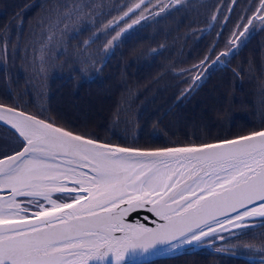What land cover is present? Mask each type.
Segmentation results:
<instances>
[{"label": "snow or ice", "instance_id": "snow-or-ice-1", "mask_svg": "<svg viewBox=\"0 0 264 264\" xmlns=\"http://www.w3.org/2000/svg\"><path fill=\"white\" fill-rule=\"evenodd\" d=\"M181 2L134 0L103 24L115 31L105 51L148 19L145 13L158 16ZM80 8L58 12L41 59L45 48L63 39L74 13L83 19ZM256 21L264 27V0L246 22L241 18L228 43ZM211 51L192 67L206 70ZM232 51H221L212 63ZM201 75L192 73L193 83ZM0 122L22 141L19 150L0 158V192L9 193L0 195V264H125L159 248L223 239L222 232L264 217V129L215 143L139 148L101 142L6 104H0ZM142 210L163 223L150 228L127 222Z\"/></svg>", "mask_w": 264, "mask_h": 264}, {"label": "trees", "instance_id": "trees-1", "mask_svg": "<svg viewBox=\"0 0 264 264\" xmlns=\"http://www.w3.org/2000/svg\"><path fill=\"white\" fill-rule=\"evenodd\" d=\"M230 1L182 0L181 4L170 5L158 16L145 13L148 19L123 33L120 39L114 42L113 47L105 51L104 45L115 35V31L103 30V24L126 11L134 0H0V83L4 78L7 79V86L0 84V103L17 108L21 99L19 95L23 98L25 92L26 97L31 98L29 96L36 88L32 84L25 86L22 82L23 77H31L29 73L25 75L24 71L20 72L22 54H25L29 62L30 54L36 53L40 44L38 40L45 44L49 26L56 22L58 12L62 13L67 8H74L79 4L83 19L77 21L74 13L73 22L69 24L63 39L53 41L46 49L50 56L47 59L52 58L51 53L55 54L49 63L50 68H47L54 75L49 82L50 91L61 89L57 86L56 90H53L52 85L56 84V81H64L60 83L63 86L69 85L67 91L61 94L48 93L52 100L48 104L50 112L46 119H52L60 126L101 142L139 148L200 145L264 129V124L254 120L251 112L242 119L237 112H232V109L237 111L239 97L245 96L249 89L247 80L234 75L232 66L239 67L242 55H250L252 52L258 55L260 62L264 60V27H261L258 21L254 22L245 36L240 38L238 46L225 57V62L213 64V59L209 56L204 66L206 70L200 69L201 79L195 83L190 73L198 69L192 66L198 64L205 56L191 57L187 50H180L181 34L174 30H189L188 37L192 41L190 50H195L198 46H211L212 43H204L208 37L203 35L210 30L208 26L211 23L206 17L212 18L214 14H219L222 23L228 20L225 28L232 25L236 27L231 19L232 15L228 19L224 13ZM254 2L255 0H250L249 3ZM147 6L151 8V4ZM249 9V6L239 8L240 22L242 17L246 21L252 16ZM158 10L159 6L151 8L152 12ZM186 12L193 16L190 17ZM199 12L203 17L197 15ZM176 13L184 15L183 21L189 19L194 24L189 23L190 28L180 26L176 22ZM136 15L137 13L132 15L128 22ZM63 26V23H60L59 27ZM29 27L32 29L31 33H27ZM171 33L177 34L175 39L169 36ZM134 47L139 50L135 55L125 54L127 56L118 60L120 53H130ZM174 51H178V54L173 58L170 55H173ZM66 59L68 65L64 62L62 67L60 60ZM181 69H191V72H181ZM151 70L155 71L156 76L139 85L142 75L152 72ZM44 72L43 70L42 73ZM11 77H17L19 83L21 82L19 86L26 87L23 93H17L10 88ZM106 81L107 87L103 84ZM224 83L232 90L226 89ZM81 85H85L86 90L90 89L88 93L92 96L75 105L74 100L80 97ZM123 90H126L125 94L129 90L133 92L129 95L127 104L122 103L127 107V116L120 117L117 110L112 111ZM185 90L187 95L177 101ZM256 91V106L263 105L264 93L261 90ZM13 97L18 100V104ZM58 100L65 104L67 110L58 104ZM243 102L246 103L245 107L250 105V100L244 99ZM85 103L89 108L94 104L95 108L83 109L81 106ZM79 111L87 117H76ZM95 111V115H91ZM33 115L40 114L36 111ZM131 134L132 142L125 141L126 136ZM258 231L240 232L236 236L226 238V244L223 245L232 252H235L234 244L237 241L246 243V249L255 248L264 242V231ZM252 236L256 243L250 246L248 242ZM226 256H212L208 250L183 251L147 264H258Z\"/></svg>", "mask_w": 264, "mask_h": 264}, {"label": "rangeland", "instance_id": "rangeland-1", "mask_svg": "<svg viewBox=\"0 0 264 264\" xmlns=\"http://www.w3.org/2000/svg\"><path fill=\"white\" fill-rule=\"evenodd\" d=\"M154 1V0H153ZM241 6H249V14H255L257 11V8L259 6V0H256L253 4H248V1L246 0H233V4L232 2L229 3V5L226 6L227 10H231V19L234 21V23L237 25V23H240V13L238 12L239 7ZM138 13V12H137ZM187 15H189L190 17L193 16L191 15V13L186 12ZM193 14V13H192ZM197 15H199V17H203L202 14L199 12L197 13ZM219 14H216V25L219 26L220 24V20L218 19ZM209 18L211 21V17H206ZM229 18V17H228ZM203 19V18H202ZM205 20V19H204ZM180 26L183 25V27H191L189 25L192 24L193 22L189 21V19L184 20L183 18L182 20L178 17L177 21H176ZM246 22V21H245ZM124 22L121 23V25ZM197 22H195L196 24ZM228 20L225 21V26H227L228 24ZM194 24V23H193ZM224 26V25H223ZM235 28V29H234ZM251 28V26L249 27V29ZM216 29L212 30V33L208 34V38L205 40L204 43L208 42V43H212L211 46L209 47H213L212 51H211V55H209L213 60H215L216 56L221 52L224 51L228 48H231L232 50H234L237 45L235 44H229L228 41L230 39V37L232 36V33L234 31H236V27L234 25L229 26L227 28H223V31H220L216 37L213 36L214 33H216ZM234 29V30H233ZM175 32L180 33L181 34V39L180 40V44H179V48L180 50H187V54L191 57H196V56H206L209 54V47H202V46H198L197 48H195V50H190L189 47L192 43L190 37H188V31H179V28H175L174 29ZM233 30V31H232ZM232 31V32H231ZM32 29L29 27L27 33H31ZM191 33V32H190ZM177 34L176 33H171L169 34V36H171L172 38H176ZM194 36V35H193ZM38 43H40L37 46V50L36 53L33 52L32 54H30V58H29V62L27 61V59L25 58V54H22V59H20V63L19 65L22 67L20 69V72L24 71V74L26 75L27 73H29V76L31 77H23L22 82H24L25 86L26 85H33L35 89V91L33 92V94H31L29 97L31 98H27L26 97V93L22 92L24 91V88L26 87H21L19 86V80H17L16 78L11 77L10 78V88H13V91L17 92V93H23V98L19 95L20 98L23 99V101L21 102V105H24L21 107V109H26L28 111V113H36V111L40 114L39 116L41 118H48V113L50 112V108L48 107V104L51 102L52 99H50V96L48 97V95L50 93H58L61 94L64 91H67V88L69 87V85L67 86H63L60 85V83H63L64 81H56V84H53V90H56L57 86H60V90H56L55 92L50 91V86H49V82L54 78V75H52V72H50V70H48L47 68H50L49 63L53 60V58L55 57L54 53H51V57L50 59H47L49 56V54L47 53V48L44 49V53H43V59H41V48L44 44H42L39 40ZM116 47H114L113 52H115ZM24 51H26L24 49ZM138 47H134L131 49L130 53L127 52H123L120 53V56L118 57V60H120V58L122 59L123 57L127 56L125 54H129V55H135L138 52ZM250 52V50H249ZM35 53V54H34ZM216 53V55H214ZM148 54V53H147ZM178 54V51H174L172 56L173 58L175 57V55ZM213 55V56H212ZM34 58V59H33ZM66 65H68V60H60V64H62V67H64V63ZM220 62H225V57H221L220 58ZM108 63V62H107ZM232 67H234V70L232 71L234 73V75H236L239 79H246L247 82L249 83L247 85L248 89V93L245 96H240V102H239V108L236 110L232 109V112H237L239 117L245 118L246 116L252 115V118L254 120H256L257 122H262L264 124V104L263 105H258L257 101L258 99L255 98V95H257V91L256 90H261V92L263 91L264 93V60H262L261 62L258 59V55L255 54V52H252L250 55H242L241 57V65H239V67H237V65H233ZM47 69V70H46ZM43 70L45 71L44 73ZM152 71V70H151ZM201 70L198 69L193 72L190 73V76L192 77V73H199ZM19 71L17 70L16 73H18ZM146 75H142V78L139 80V85H142L144 81L147 80H151L153 79L154 73L155 71H152L150 73L145 72ZM247 75V76H246ZM26 79V82H25ZM80 80V79H79ZM171 80L173 82H176L173 80V78H171ZM250 80H252L253 82H251ZM150 83V82H149ZM1 85H5L7 86V79L4 78V80L1 81L0 83ZM104 86L107 87V81L103 83ZM164 83H162L163 85ZM18 85V86H17ZM17 86V87H15ZM223 86L226 89L232 90L231 88H229L230 86L226 83L223 84ZM85 85H81L79 87V89H81V92L79 94L80 97H77L74 100V104L77 105L79 103V101H82L86 98L91 97L92 95H90V93H88L90 91L86 90ZM47 88V90H46ZM175 89H177V86L175 87ZM124 91V90H123ZM122 91V95L121 97L118 99L117 98V104L114 108V110L112 112H114L115 110H117L118 112V116L122 117V115L127 116L128 114V110L127 107L124 106L123 104H127V102L129 101V95L132 94L133 91L129 90L126 94L125 91ZM49 93V94H48ZM55 93V94H56ZM123 95H125L123 97ZM187 95V91L183 92L182 95L177 99L180 100L182 97H185ZM252 96V97H251ZM114 98H116L114 96ZM123 98V99H122ZM244 99L250 100V105L245 107L246 103L243 102ZM41 101V102H40ZM58 104L64 108L65 110H67V107L65 106V104L63 102H61V100H58ZM13 103H15V101L13 100ZM123 103V104H122ZM232 103V102H231ZM7 105V104H6ZM122 106V107H121ZM251 106V107H250ZM83 109L85 108H89L88 104L85 103L83 104V106H81ZM91 109H94L95 106L94 104H92L90 106ZM89 108V109H90ZM96 111L94 113H92L91 115H95ZM76 117H84L86 118L87 115L84 114L83 112L76 113ZM262 130V129H261ZM258 131V130H257ZM130 138H133V134H131L130 136H126L125 141L128 142H132L130 140ZM236 138V137H234ZM22 143V141H20L18 139V136L13 135L10 131L7 130H3L0 128V158H2L4 155L6 154H12L13 152L19 150L20 148V144ZM181 146V145H178ZM263 222H264V218L263 219H257L256 221H251L250 225L248 228L246 229H234L236 231H232L233 233H225V234H220L223 239L220 238H210L206 243L210 244V246L215 249L216 247L218 248H222V249H227L228 252H232L230 249H228L227 247H224L223 244H226V238L228 237H232V236H236V234H240L244 233L246 231H251L253 233H255L256 231L261 233L262 231H264V226H263ZM257 235V234H256ZM256 243V241L252 239L251 241L248 242V244L250 246H253ZM246 243L245 244H241L239 243V241L235 242L234 244V253L237 255L242 254L240 256H243L248 258V257H254V258H259V257H264V242L260 243L257 247L255 248H248L246 249ZM209 250V249H208ZM230 264H234V262L230 263ZM241 264V263H238Z\"/></svg>", "mask_w": 264, "mask_h": 264}, {"label": "water", "instance_id": "water-1", "mask_svg": "<svg viewBox=\"0 0 264 264\" xmlns=\"http://www.w3.org/2000/svg\"><path fill=\"white\" fill-rule=\"evenodd\" d=\"M138 11L139 10H137V12ZM137 12L132 13L131 16L134 15V14H136ZM122 22H124V21H121L120 23H122ZM139 24H136L133 27H135V26H137ZM0 126L3 127V128H6L7 130L11 131L14 134V130L11 129L9 125H5L3 122H0ZM14 135L18 136V134H14ZM210 143H215V142H210ZM0 195H5L6 196V195H9V193H7V192H0ZM145 217H147V220L145 219ZM263 218L264 217H255V218H252V221H256L257 219H263ZM127 222L128 223H132V224H135V223L139 222L141 224H144L146 227H150V228H155L157 226V224L163 223V221L158 220L151 213H149L147 211H143V210L142 211H139L138 213L131 214L127 218ZM233 231H236V230H233ZM225 233L229 234V232H222V234H225ZM202 248L203 249L204 248H207L210 251L213 250V248L210 246V244H208L206 242L203 243V244H200V245H195L194 244V245H190V246H183L181 248H178L175 251H170V250H168L165 247V248H159L155 252H152V253H149V254L137 255L135 257H129L126 260L125 264H145V263H151L152 261L162 260V258L172 257V255L179 254V253H183V251H185V250L194 251V249H202ZM232 256H234V255H232ZM235 257L236 258L239 257V258H241L243 260H246V261H251L252 260V258H250V257L246 258L244 256H238V255L235 256Z\"/></svg>", "mask_w": 264, "mask_h": 264}, {"label": "flooded vegetation", "instance_id": "flooded-vegetation-1", "mask_svg": "<svg viewBox=\"0 0 264 264\" xmlns=\"http://www.w3.org/2000/svg\"><path fill=\"white\" fill-rule=\"evenodd\" d=\"M246 1H248V4H250L249 2H250V0H246ZM256 1V0H255ZM230 2H232V4H233V0H231ZM241 7H244V6H241ZM241 7H239V8H241ZM224 13H226L227 14V17H230L231 16V10H226V12H224ZM216 15V14H215ZM225 15V14H224ZM175 16L178 18H180L181 20H182V18L184 17V15L183 14H181V13H176L175 14ZM218 19L219 20H221L219 17H218ZM229 19V18H228ZM217 23H216V20L215 21H213L212 19H211V23L209 24V31L207 32V33H205V35H203L204 37H208V34L209 33H212V30L213 29H216V28H218L217 30H216V33H214L213 34V36L214 37H216L217 36V34L220 32V31H223V28L225 27V24L224 23H222V21H220V25L219 26H217L216 25ZM224 25V26H223ZM207 27V28H208ZM204 42H205V40H204ZM213 43V42H212ZM90 79H92V78H90ZM13 99H15V101H16V103L18 104V100L16 99V98H14L13 97ZM23 101V99L21 98L20 99V105H17L16 103V105L18 106L17 108H19V109H21V107L22 106H24V105H21V102ZM23 111H27L26 109L24 110V109H22ZM28 112V111H27ZM217 249H221V251H217ZM210 253H212V256H216V254H221V255H223V257H225L226 255H227V253H230V252H228L227 251V249L225 250V249H222V248H218V247H216L215 249H213L212 251H210ZM228 257V255L226 256V258ZM232 258V257H231ZM259 258H261L260 260H259V262H257L258 264H264V257H259ZM258 258V259H259ZM235 259V258H234ZM238 259H240V258H238ZM241 260H243V259H241ZM245 261V260H244ZM247 262V261H246ZM249 262V261H248Z\"/></svg>", "mask_w": 264, "mask_h": 264}]
</instances>
